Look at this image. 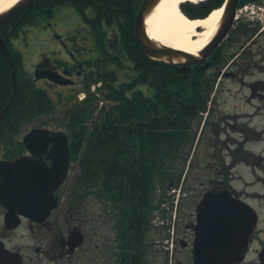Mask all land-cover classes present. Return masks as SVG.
<instances>
[{
  "label": "flooded vegetation",
  "instance_id": "obj_1",
  "mask_svg": "<svg viewBox=\"0 0 264 264\" xmlns=\"http://www.w3.org/2000/svg\"><path fill=\"white\" fill-rule=\"evenodd\" d=\"M58 43L53 55L34 57L31 74L22 57L17 78L31 76L47 93L49 86L58 93L74 89L51 97L63 106L53 126L44 125L66 135L68 165L46 218L21 215L10 228L0 202V264H76L88 241L82 264H195L198 203L222 189L245 199L259 216L239 264H264V0H238L227 32L181 68L180 93L157 96L150 80L138 83L125 95L120 91L118 101H92L94 112L83 123L72 111L80 104L76 89L98 65L68 49L65 40ZM38 64L40 78L34 80ZM50 70L67 84L43 78ZM25 134L0 142V159L22 156L27 174L57 164L52 142L60 137L25 144ZM27 179L24 206L32 213L40 207L42 187L39 176ZM177 184L181 192L172 190ZM157 186L166 189L158 193ZM76 238L81 242L73 246Z\"/></svg>",
  "mask_w": 264,
  "mask_h": 264
},
{
  "label": "water",
  "instance_id": "obj_2",
  "mask_svg": "<svg viewBox=\"0 0 264 264\" xmlns=\"http://www.w3.org/2000/svg\"><path fill=\"white\" fill-rule=\"evenodd\" d=\"M238 0H227L224 13L221 17L220 34L223 35L228 30L232 12ZM35 2V0H17L8 9L0 13V26L12 21L25 13ZM159 0H142L136 13L133 31L135 39L142 51L154 61H163L171 64H190L197 61L198 54H192L181 49H176L163 43L153 40L146 31L145 19L157 5ZM232 10V12H231ZM231 12V13H229ZM216 33L210 37L207 47L211 48L216 40ZM0 46L2 52L13 67L12 61L8 55L4 41L0 37ZM39 70H35V77L40 75ZM14 76V71H13ZM44 76L53 82L65 83L60 75L50 70ZM8 102L0 112V118L3 111L8 108ZM49 132L41 128H33L25 137L34 136V144L47 143ZM41 137V138H40ZM40 138V139H39ZM44 139V140H43ZM64 150L63 148L61 149ZM66 151V149H65ZM32 162V161H30ZM28 161L24 158H15L11 161H0V176L4 182L3 192L0 191L1 202L9 208L6 219L15 226L18 222L17 213H24V197L22 185L26 183ZM35 165V164H34ZM34 165H30L33 167ZM65 169V163L64 168ZM62 169V172H63ZM40 170V171H39ZM41 169L35 168L30 175L39 176L42 179L39 183L41 190V206L36 212L32 211L31 216L35 218H45L50 209L55 204L53 190L58 185V173L53 175ZM52 180H47L48 177ZM63 177V174L60 178ZM25 179V180H24ZM44 202V205L42 206ZM198 222L195 226V241L193 248V257L197 264H236L244 256L248 244V238L256 226L257 215L255 211L240 199L234 198L227 190L221 192L208 193L198 206ZM16 219V221H15Z\"/></svg>",
  "mask_w": 264,
  "mask_h": 264
},
{
  "label": "trees",
  "instance_id": "obj_3",
  "mask_svg": "<svg viewBox=\"0 0 264 264\" xmlns=\"http://www.w3.org/2000/svg\"><path fill=\"white\" fill-rule=\"evenodd\" d=\"M140 2L141 0H36L26 13L1 27L0 32L7 40L9 36L16 35L24 24L35 21L38 16H51L56 7H72L82 16L98 47L105 46L106 32L109 29L116 30L119 37L118 45L125 51L133 64V69L137 72L132 82H125V86H119L116 83L117 71L115 68L105 65L98 66L91 72L92 79L83 86L84 89L89 88L91 81L101 80L103 87L107 88L103 96L118 101L122 95L120 91L125 95L124 91L131 86L150 80L157 96L172 95L174 90H178L180 93L184 84L182 72L165 62L152 63L135 40L133 21ZM220 3L221 0H205L198 4L188 3L185 5V11L192 18L203 17ZM9 48L13 62L15 66H18L21 62L19 53L11 47ZM120 61L117 58L114 61L115 65L121 67ZM8 100H11L10 107L0 121V140L4 143L7 142L8 135L14 136L22 126L37 120L40 115L54 110L53 102L46 92L36 88L30 80L17 78L16 86H13L7 63L0 53V108ZM92 101L93 95H88L74 109L80 123L89 119L93 114ZM116 110L113 108L110 111ZM102 127V123H100L95 128Z\"/></svg>",
  "mask_w": 264,
  "mask_h": 264
},
{
  "label": "rangeland",
  "instance_id": "obj_4",
  "mask_svg": "<svg viewBox=\"0 0 264 264\" xmlns=\"http://www.w3.org/2000/svg\"><path fill=\"white\" fill-rule=\"evenodd\" d=\"M69 11L72 12L73 14L68 13ZM78 17L79 16L76 15V13L73 10H71L69 7H59L55 9L54 14L51 17L36 18L35 22H37L36 25L39 31H37V29H34V30L29 29L27 33V38L29 41H27L26 39L25 44H24L25 46L18 47L19 50L22 52L23 56H25V53L27 54V56L25 57V61H28V54H32L34 53V51L36 52L45 51L46 53L48 52L50 53L52 49L53 51H55L56 46L53 45L52 40H51V38H53V35L54 34L59 35L60 32L69 33L73 31L77 22H78V25L76 29L71 33L79 34L80 37H82V40L78 39V42H80L78 44L82 45L83 47V48L81 47L82 48L81 52H83L82 53L83 58L89 57V59L91 60L96 59L99 56V51L94 45L93 38L90 35L88 26H86L83 20ZM108 34H111L110 45H108V50L114 54L119 53L118 47L115 45H111V42L113 41L112 38H113L114 32L110 30ZM46 36H50V38L47 39ZM69 49L71 50L73 49L75 50V52H77V49H74L72 47ZM119 57L122 61L123 66L117 69L118 78L127 79L133 74L129 66L131 65V62L129 61V59H124L125 56L122 52L119 53ZM102 62L103 61L100 62L101 65H102ZM73 91L74 89H69L67 91L63 90L62 92L58 93L57 88H53L49 86V89H48V93L53 99L55 95L56 96L60 95L64 97ZM76 93L78 94L80 93V91L76 89ZM59 107L61 108L62 106H60L59 104ZM30 126L32 125H25L21 127L22 129L20 131L21 132L20 137H22L25 131L30 129ZM179 185L180 184H177V186ZM196 187L200 189L198 184H196ZM165 189H166L165 187L159 188V186H157V190H160L158 191V193L161 191H165ZM88 246H89V241L86 243L85 247L82 250H79L76 253V264H82L84 262V258L86 256L85 249Z\"/></svg>",
  "mask_w": 264,
  "mask_h": 264
},
{
  "label": "bare ground",
  "instance_id": "obj_5",
  "mask_svg": "<svg viewBox=\"0 0 264 264\" xmlns=\"http://www.w3.org/2000/svg\"><path fill=\"white\" fill-rule=\"evenodd\" d=\"M17 0H0V13ZM200 0H159L145 19L148 35L155 41L181 49L192 54L198 53L213 35L222 8L212 10L206 17L192 19L180 9L182 2ZM200 27V29H197Z\"/></svg>",
  "mask_w": 264,
  "mask_h": 264
}]
</instances>
